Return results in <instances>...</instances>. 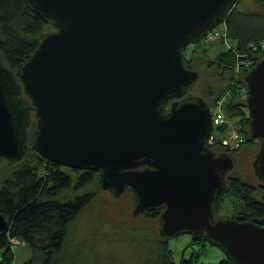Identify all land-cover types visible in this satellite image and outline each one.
<instances>
[{
	"label": "water",
	"instance_id": "1",
	"mask_svg": "<svg viewBox=\"0 0 264 264\" xmlns=\"http://www.w3.org/2000/svg\"><path fill=\"white\" fill-rule=\"evenodd\" d=\"M55 31L20 80L0 56V162L34 148L65 167L100 171L102 189L136 197V214L161 209L163 237L203 235L236 264H264V225L216 218L233 160L208 147L204 100L171 105L197 82L185 52L239 0H27ZM249 129L260 141L264 184V58L244 78ZM25 94L28 99L25 98ZM220 130V127H217ZM10 222L0 212V235Z\"/></svg>",
	"mask_w": 264,
	"mask_h": 264
},
{
	"label": "trees",
	"instance_id": "2",
	"mask_svg": "<svg viewBox=\"0 0 264 264\" xmlns=\"http://www.w3.org/2000/svg\"><path fill=\"white\" fill-rule=\"evenodd\" d=\"M256 1L264 7V0ZM240 3L241 0L224 19L228 37L235 43L210 61V66H215L218 75L227 83L225 90L214 98L211 107L224 100V112L228 118H236L237 125H241L245 145L256 139L249 129L244 78L264 58V48H254L264 40V26L246 29L249 23H245L247 18L239 8ZM251 13L254 14L253 11ZM53 31V24L38 15L27 0H0V56L19 80L24 65L39 48L43 38ZM201 42L198 47H204ZM185 60L187 67L193 69V54L186 51ZM25 98L28 99L26 94ZM35 137L36 122L33 120L29 128L30 148L27 155L18 162L20 166L16 170L0 181V212L10 222L8 233L0 235V264H16L13 240L31 250V256L24 264H75L77 255L75 251L68 250L67 237L70 227L102 191L98 182L99 172L72 169L43 158L34 148ZM226 202L233 208L231 219L264 225V191L259 187L234 176L217 193L214 205L217 219L220 217V206L223 207ZM161 213L162 210L157 209L144 215L156 220ZM192 237V246L217 245L207 236ZM169 240L166 237L157 240L146 264H177ZM181 263L192 264V260L186 259ZM219 264L236 263L227 256Z\"/></svg>",
	"mask_w": 264,
	"mask_h": 264
},
{
	"label": "rangeland",
	"instance_id": "3",
	"mask_svg": "<svg viewBox=\"0 0 264 264\" xmlns=\"http://www.w3.org/2000/svg\"><path fill=\"white\" fill-rule=\"evenodd\" d=\"M239 8L246 14L245 23H249L246 29L264 26V7L256 0H241ZM229 42L230 47L235 43L230 39ZM223 49H226L224 39L204 43V47H198L197 44L187 48V53L194 56L195 69L201 78L190 86L189 93L198 87L203 88L201 92H205V89L214 83L213 77L218 75V69L215 66L211 67L210 61ZM214 88L213 98L223 91L221 86L214 85ZM228 120L230 126H241L237 125L236 118ZM242 148L233 175L253 185L263 183L256 175L255 168L260 152V141L256 139L254 144L245 146L243 143ZM18 162L20 161L8 159L0 162V181L20 166ZM232 210L230 203L226 202L223 207L220 206L218 218L229 219ZM160 238H163V234L159 219L152 220L146 218L144 214H136V197L133 191L127 190L117 197L102 190L70 227L66 245L69 247L68 250L75 251L77 255L75 264H146V259L150 258ZM192 239L191 234L184 233L169 240L177 264H182L181 262L186 259H191L192 264H219L227 257L225 250L220 246L211 243L205 246L199 244L192 246ZM14 249L17 254L16 264H24L31 256V250L23 243H15Z\"/></svg>",
	"mask_w": 264,
	"mask_h": 264
},
{
	"label": "built area",
	"instance_id": "4",
	"mask_svg": "<svg viewBox=\"0 0 264 264\" xmlns=\"http://www.w3.org/2000/svg\"><path fill=\"white\" fill-rule=\"evenodd\" d=\"M217 39H224L227 48L230 47L228 38V27L226 21H223L215 29L209 32L204 39L203 43H210ZM264 48V40L255 45L254 48ZM224 100H221L212 108L214 131L210 134L207 139V145L209 148L220 147L227 151H236L240 149L245 143L244 135L241 133V126H230L227 115L223 109ZM217 127L221 129L218 130ZM18 243V241L13 240Z\"/></svg>",
	"mask_w": 264,
	"mask_h": 264
},
{
	"label": "flooded vegetation",
	"instance_id": "5",
	"mask_svg": "<svg viewBox=\"0 0 264 264\" xmlns=\"http://www.w3.org/2000/svg\"><path fill=\"white\" fill-rule=\"evenodd\" d=\"M193 45H197L196 44H193ZM195 63V62H194ZM193 69L196 71L195 69V65L193 64ZM217 76V77H216ZM213 77V84L208 86L207 89H205V92H201L203 90V88L201 87H198L194 92H191V93H187L185 94L182 98L180 99H175V98H171L167 104H166V107H165V110H164V113L165 115H168L171 111V105L173 102H175L176 100H179V103L182 104V103H186V102H191V101H196L198 99V97H201L203 98L204 100V104L206 107H209L212 109V104L214 102V98H213V95H214V91H215V88H214V85L216 87H219L221 86L222 90H225V88L227 87V83L225 81V78H222L220 77L219 75H216ZM201 78L199 77V79L197 80V82L200 80ZM220 88V89H221ZM202 89V90H201ZM246 92V90H245ZM202 95V96H201ZM256 142V141H255ZM253 142V144L255 143ZM252 144V143H250ZM246 145V144H245ZM244 145V146H245ZM219 149L218 150H213L215 152V154H217L218 156H226L230 159L233 160V163H234V166H233V170L232 171H229L227 173V180L228 179H231L232 177H234L235 175H233V171H235V168L237 167V164H238V156H239V153L241 152V150L243 148H241L240 150L238 151H234V153L230 152V151H227V150H224L223 148H220L218 147ZM99 172V175H100V171ZM257 175V174H256ZM259 178V177H258ZM100 180V179H99ZM99 184H100V181H98ZM251 184V183H250ZM253 185V184H251ZM101 186V185H100ZM255 187H259L260 189H262V191H264V184L263 183H260L259 185H253ZM102 189V187H101ZM103 190V189H102Z\"/></svg>",
	"mask_w": 264,
	"mask_h": 264
}]
</instances>
